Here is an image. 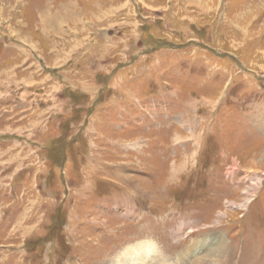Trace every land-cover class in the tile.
<instances>
[{
    "label": "rangeland",
    "instance_id": "rangeland-1",
    "mask_svg": "<svg viewBox=\"0 0 264 264\" xmlns=\"http://www.w3.org/2000/svg\"><path fill=\"white\" fill-rule=\"evenodd\" d=\"M137 248L264 264V0H0V264Z\"/></svg>",
    "mask_w": 264,
    "mask_h": 264
},
{
    "label": "bare ground",
    "instance_id": "bare-ground-1",
    "mask_svg": "<svg viewBox=\"0 0 264 264\" xmlns=\"http://www.w3.org/2000/svg\"><path fill=\"white\" fill-rule=\"evenodd\" d=\"M147 250L149 251V248H147ZM138 251V248L137 249H135V250H130L127 254L128 255H130V259H129V263L130 264H135V262H133L132 261V256H133V254H135L136 252ZM150 252V251H149ZM147 253V252H146ZM140 254V253H139ZM139 258V257H138ZM138 258H137V260H138ZM145 259V258H144Z\"/></svg>",
    "mask_w": 264,
    "mask_h": 264
}]
</instances>
